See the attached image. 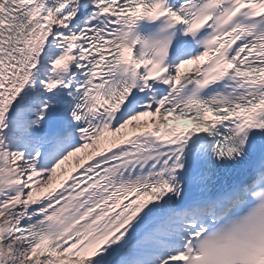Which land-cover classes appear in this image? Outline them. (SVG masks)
<instances>
[{"label": "snow or ice", "instance_id": "obj_1", "mask_svg": "<svg viewBox=\"0 0 264 264\" xmlns=\"http://www.w3.org/2000/svg\"><path fill=\"white\" fill-rule=\"evenodd\" d=\"M0 264H264V0H0Z\"/></svg>", "mask_w": 264, "mask_h": 264}]
</instances>
